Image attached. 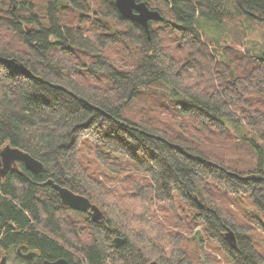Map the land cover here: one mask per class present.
<instances>
[{"label": "trees", "instance_id": "1", "mask_svg": "<svg viewBox=\"0 0 264 264\" xmlns=\"http://www.w3.org/2000/svg\"><path fill=\"white\" fill-rule=\"evenodd\" d=\"M140 1L163 16L148 30L116 0H0V56L31 71L0 60V150L44 165L0 174V260L209 264L205 234L228 264H264L253 234L264 232V180L208 162L264 176V55L230 41L226 27L232 8L264 21V0ZM211 26L217 35L206 39L201 27ZM232 133L252 149L248 170L227 156ZM48 179L104 218L65 206ZM244 198L255 206L244 210L251 223L231 206Z\"/></svg>", "mask_w": 264, "mask_h": 264}, {"label": "water", "instance_id": "2", "mask_svg": "<svg viewBox=\"0 0 264 264\" xmlns=\"http://www.w3.org/2000/svg\"><path fill=\"white\" fill-rule=\"evenodd\" d=\"M241 4V3H240ZM116 6L119 10V12L126 18L132 19L139 24H141L144 28L147 30L149 29V25L151 21H160L163 20V16L157 9L150 8L148 4L145 1L140 0H116ZM253 16L256 18H260L258 15L252 13ZM0 60L3 62H9L13 63L16 66H18L21 70L31 73L25 65L22 62H19L15 59H9L5 57L0 56ZM38 80L44 81L42 77H38ZM54 87L62 88L68 92H70L72 95L76 96L78 99L84 101L85 103L97 108L98 110L104 112L102 109H100L97 106H94L93 104H90V102L85 99L84 97L69 91L64 86L52 83L51 84ZM122 124L133 127L123 121H120ZM135 128V127H133ZM137 129V128H136ZM18 162L23 163L27 169L35 172L40 173L44 165L43 163L33 157L30 153L16 147H12L11 145H6L0 150V174L1 176H4L8 169L15 166ZM210 164H213L214 166L220 167L221 169L225 170L229 174L234 175L235 177L241 179V180H248V179H262L264 180V176L259 173H251L242 175L238 172H233L225 167L219 165L218 163H215L213 161H208ZM44 185H51L53 188L58 192L59 197L61 199V202L71 209L81 211V212H89L92 216V219L94 221H100L104 218L103 212L100 210V208L94 204L87 196L74 192L69 187L61 185L59 183H56L53 179H48L44 182ZM203 206L202 204H200ZM224 238L228 242V244L232 248H237V237L235 232L232 229H227V231L224 233ZM115 241L118 244H123L125 241V238L116 237ZM20 252V250H19ZM35 256V252L31 251L24 254V257L26 259H32ZM6 256H3L1 258L0 264H6ZM41 264H71L69 260L65 257H61L57 260H44ZM148 264H162L161 262L157 260H152Z\"/></svg>", "mask_w": 264, "mask_h": 264}, {"label": "rangeland", "instance_id": "3", "mask_svg": "<svg viewBox=\"0 0 264 264\" xmlns=\"http://www.w3.org/2000/svg\"><path fill=\"white\" fill-rule=\"evenodd\" d=\"M231 11L234 14H232L231 17H228L226 20V27L232 32V34L230 33L229 40L232 42H237L240 40L243 43L240 45L243 50L249 48V51L255 54L264 55V21L256 17H251L247 14L242 15L237 13L233 8ZM242 29L245 30L243 33ZM201 31L206 39H208L210 35H217L214 34L212 26L210 29L206 28V30L201 27ZM230 140H232L231 145L225 147L227 156L230 157L234 163L239 165L237 166L239 171H245L251 168L254 165V162L252 161L253 153L249 144L246 141L238 139L237 135L234 133L230 134ZM237 198H239V196ZM231 206L239 213L244 221L251 223V221L248 220L249 218H247V216L244 214V210H247L250 214H252V211L255 209V206L251 204L250 201L245 199L244 202H242V199H240V203L235 202V206L232 204ZM67 214L72 219H79L77 214H74L73 212ZM200 229L201 228L199 227L198 230ZM253 234L259 240L260 244L264 246V232L260 229H257V231ZM188 237L192 238V235H189ZM203 238L205 247L209 252L208 256L211 257L209 264H228V260L225 257L224 252L219 249L218 243L213 240H209L205 234H203ZM188 246L192 252L195 250L194 253L196 254L194 257L196 259H199V261H204V258L202 256L200 257L201 253H199L198 246L197 248L195 246V241L192 242L191 240ZM6 264H26V262L18 256H14L6 259Z\"/></svg>", "mask_w": 264, "mask_h": 264}, {"label": "flooded vegetation", "instance_id": "4", "mask_svg": "<svg viewBox=\"0 0 264 264\" xmlns=\"http://www.w3.org/2000/svg\"><path fill=\"white\" fill-rule=\"evenodd\" d=\"M89 213V212H88ZM90 214V213H89ZM24 256V255H23ZM43 262V261H42Z\"/></svg>", "mask_w": 264, "mask_h": 264}, {"label": "bare ground", "instance_id": "5", "mask_svg": "<svg viewBox=\"0 0 264 264\" xmlns=\"http://www.w3.org/2000/svg\"><path fill=\"white\" fill-rule=\"evenodd\" d=\"M59 195V194H58Z\"/></svg>", "mask_w": 264, "mask_h": 264}]
</instances>
